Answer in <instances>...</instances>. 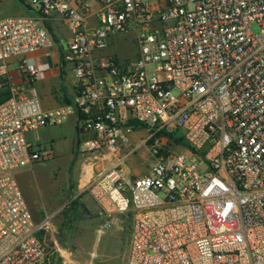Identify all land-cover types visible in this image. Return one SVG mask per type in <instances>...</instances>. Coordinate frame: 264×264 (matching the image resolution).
<instances>
[{
  "label": "built area",
  "instance_id": "1",
  "mask_svg": "<svg viewBox=\"0 0 264 264\" xmlns=\"http://www.w3.org/2000/svg\"><path fill=\"white\" fill-rule=\"evenodd\" d=\"M23 4L0 19V264L60 251L46 238L56 214L36 221L14 174L53 155L27 134L67 121L81 191L106 218L131 213L125 264H264V0ZM120 37L133 59L110 52ZM52 67L69 93L45 110L35 83ZM139 149L142 176L124 167Z\"/></svg>",
  "mask_w": 264,
  "mask_h": 264
},
{
  "label": "rangeland",
  "instance_id": "2",
  "mask_svg": "<svg viewBox=\"0 0 264 264\" xmlns=\"http://www.w3.org/2000/svg\"><path fill=\"white\" fill-rule=\"evenodd\" d=\"M11 13L8 0H0V18ZM250 28L254 33L260 31L256 24H251ZM61 44L66 48L65 39ZM110 52L122 60L133 59L137 50L130 37H120L113 42ZM36 88L40 95L44 93L41 86L37 85ZM173 93L176 94L175 91ZM2 94L0 92V101L4 99ZM142 135L145 134H131L133 145ZM27 137L45 149L52 146L54 152L50 160L22 168L21 174L25 178L20 185L23 194L25 191L27 193L28 199H25L36 221L56 213L46 238L49 249L55 240L60 251L50 255L48 264H125L131 213L106 218L100 215L90 197L81 191L83 156L80 155L81 147H77V135L71 123L67 121L58 126L42 128L28 133ZM151 162L148 152L139 149L125 162L124 167L128 173L142 176L147 174ZM15 177L20 184L18 176Z\"/></svg>",
  "mask_w": 264,
  "mask_h": 264
},
{
  "label": "crops",
  "instance_id": "3",
  "mask_svg": "<svg viewBox=\"0 0 264 264\" xmlns=\"http://www.w3.org/2000/svg\"><path fill=\"white\" fill-rule=\"evenodd\" d=\"M8 5L10 6L12 13L10 15H6L4 17H7V16H25L28 14V10L25 8L23 2L22 3H16L14 0H8ZM4 17H1L0 19H2ZM36 61H37V63H44L46 61V58L43 54L38 53L36 55ZM65 77H66V74L60 68L52 67L47 72L46 77L43 80H40V81L35 83V88L37 85H39V86H41V88H43V91L45 93V94L41 93V95H40V93H39L40 91H38V89L36 88L43 109H45V110L54 109V108L59 107L62 104H64L62 94H63V92L69 93L68 78L67 77L65 78ZM43 94H44V96H42ZM42 98H43V100H42ZM70 123L73 126L71 121H70ZM27 139H28V137H27ZM73 144H74V142L72 143V147H73ZM72 152H73V149H71V153ZM15 175H17L19 180H20V184L18 182L19 186L22 185V181L24 180L25 177L23 176V174H21V169L17 170L15 172ZM20 188H21V186H20ZM25 192L23 194L24 199H25V197H26V199H28L27 193H25ZM26 199H25V202L27 204ZM51 214H56V213H51ZM51 214H48V215H51ZM46 216L47 215H45V217ZM116 216H122V215H116Z\"/></svg>",
  "mask_w": 264,
  "mask_h": 264
},
{
  "label": "trees",
  "instance_id": "4",
  "mask_svg": "<svg viewBox=\"0 0 264 264\" xmlns=\"http://www.w3.org/2000/svg\"><path fill=\"white\" fill-rule=\"evenodd\" d=\"M0 92L3 93V94H2V95H3L2 99H3V98H4V99L0 101V102H2V101H4L5 99L8 98V96H9V92H8L7 88H5V87H4L2 90H0ZM7 95H8V96H7Z\"/></svg>",
  "mask_w": 264,
  "mask_h": 264
}]
</instances>
